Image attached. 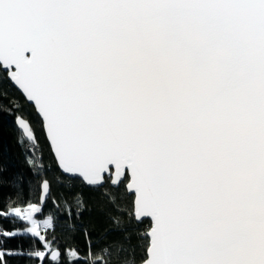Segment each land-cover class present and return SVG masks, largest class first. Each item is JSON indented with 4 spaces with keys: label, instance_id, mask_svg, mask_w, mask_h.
I'll return each mask as SVG.
<instances>
[{
    "label": "snow or ice",
    "instance_id": "1",
    "mask_svg": "<svg viewBox=\"0 0 264 264\" xmlns=\"http://www.w3.org/2000/svg\"><path fill=\"white\" fill-rule=\"evenodd\" d=\"M0 113V264H264V0H0Z\"/></svg>",
    "mask_w": 264,
    "mask_h": 264
},
{
    "label": "trees",
    "instance_id": "2",
    "mask_svg": "<svg viewBox=\"0 0 264 264\" xmlns=\"http://www.w3.org/2000/svg\"><path fill=\"white\" fill-rule=\"evenodd\" d=\"M0 161L9 166V172L5 175L14 174L16 172H24L27 175V168L24 164V155L21 154L20 148L16 144L17 131L15 129L13 117L10 115H3L0 113ZM39 135V133H38ZM5 194L11 192V189H5ZM84 198L87 203L93 204V212L91 219L93 221H102V214L96 211V206L103 203V200L99 192H91L88 189L84 190ZM89 220L87 214H85V222ZM11 226L10 224L8 225ZM59 233V229H57ZM95 235V233H94ZM79 242L83 244V240L78 238Z\"/></svg>",
    "mask_w": 264,
    "mask_h": 264
}]
</instances>
